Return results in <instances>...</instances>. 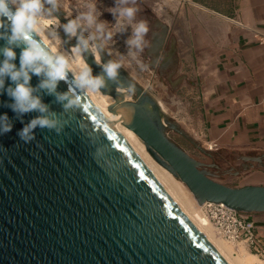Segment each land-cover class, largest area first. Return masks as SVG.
<instances>
[{
  "label": "water",
  "instance_id": "1",
  "mask_svg": "<svg viewBox=\"0 0 264 264\" xmlns=\"http://www.w3.org/2000/svg\"><path fill=\"white\" fill-rule=\"evenodd\" d=\"M54 15L68 23L61 13ZM154 25L159 30L147 49L150 68L159 74L168 69L164 76L169 80L177 70L175 40L165 24L155 20ZM78 36L69 43L71 36L64 33L63 40L76 47ZM33 38L54 55L36 33ZM9 47L19 69L24 45L0 38V62L5 59L2 50ZM96 49V56L90 47L81 56L92 76L105 80L100 92L112 98L109 116L75 86L69 70L54 94L40 87L45 77L30 73L34 96L63 125L59 134L37 128L31 143L22 142L17 132L39 114L18 117L11 110L7 89L15 85L4 78L0 115L6 114L13 127L0 136V264H228L118 133L114 119L139 138L148 155L198 205L221 203L236 212L264 213V185L231 187L217 181L219 175L235 176L240 169L221 171L210 150L166 117L121 68L115 80L109 79L104 65L113 61ZM183 80L185 76H178L173 88ZM129 85L135 88L132 94ZM63 93L79 98V108L65 110L57 100ZM166 131L183 138L210 162L189 156Z\"/></svg>",
  "mask_w": 264,
  "mask_h": 264
},
{
  "label": "crops",
  "instance_id": "2",
  "mask_svg": "<svg viewBox=\"0 0 264 264\" xmlns=\"http://www.w3.org/2000/svg\"><path fill=\"white\" fill-rule=\"evenodd\" d=\"M190 3L183 33L172 34L177 70H196L187 86L200 109L199 143L210 150L221 171L240 169L235 176L219 175L220 183L263 186L264 0ZM251 219L264 251V213Z\"/></svg>",
  "mask_w": 264,
  "mask_h": 264
},
{
  "label": "clouds",
  "instance_id": "3",
  "mask_svg": "<svg viewBox=\"0 0 264 264\" xmlns=\"http://www.w3.org/2000/svg\"><path fill=\"white\" fill-rule=\"evenodd\" d=\"M119 2L127 5L129 0H119ZM47 3L52 6L49 10V15H51L52 11L58 9V0H47ZM131 3L136 4V0H131ZM138 11L137 7L126 6L121 7L118 12L114 9L113 15L132 21ZM42 12V0H0V38H6L10 45L16 44L19 46L21 43L24 45L20 55L19 69L12 63L16 58L12 48L2 50L5 59L0 62V89L4 88V78L7 77L15 85L7 89V94L12 101L9 105L11 110L18 114V117H23V115L30 112L39 114L17 132L19 139L26 144L35 140V130L37 128L47 129L50 132L59 134L63 127L56 114L48 115L47 106L41 102L39 97L34 96V89L30 86V73L45 77L42 79L40 87L46 89L49 94H54L59 81L65 80L67 72L71 68V64L65 56L50 54L45 47L33 38V33L40 31L38 24H53L51 19L41 20ZM81 20L86 21L89 27L94 25L96 32L102 34L106 40H111L113 33L105 31L104 22H97L98 14L94 5L89 8V11L81 13L76 19H71L64 25V31L69 36H78V30L81 32V35L78 36V45L73 48V52L76 54V62L80 67V72L76 76L74 84L77 88L85 89L89 93H98L105 85L104 78L100 76L93 77L91 69L80 58L82 51L89 48V41L95 39V37L89 36L88 39L83 37ZM149 31V23L146 20H139L133 25V38L127 43L130 49L136 50L130 52V55L134 58L145 51L146 37ZM4 33H8V35L5 36ZM92 51L96 52V47L93 46ZM98 58L99 56H97ZM138 64L141 70H146L149 67L143 62L138 61ZM121 67L120 62H109L104 65V72L109 79L115 80ZM128 92L130 94L134 93V86L129 85ZM57 100L63 104L65 110L79 108L80 99L70 98L69 93L57 94ZM12 127L13 125L7 115H0V136L11 132Z\"/></svg>",
  "mask_w": 264,
  "mask_h": 264
},
{
  "label": "rangeland",
  "instance_id": "4",
  "mask_svg": "<svg viewBox=\"0 0 264 264\" xmlns=\"http://www.w3.org/2000/svg\"><path fill=\"white\" fill-rule=\"evenodd\" d=\"M42 3L43 12L41 20L51 19L53 24L44 25L40 23L38 24V28L48 37L53 48L68 59L71 67L74 65V46L66 44L63 40L65 24L59 21L54 14L61 13L62 17L69 21L76 19L81 13H86L94 5L98 14L97 22H104L105 31H111L113 36L111 40H106L102 34L96 32L94 25L89 27L86 21L81 20L83 37L85 39H88L89 36L95 37V39L89 41L91 50L93 46L99 47L113 62H120L122 64L121 69L149 93L160 105L165 116L175 122L187 136L200 144L198 133L201 127L200 109L196 94L187 86L188 80H194L193 75L196 73V70L186 68L176 70L172 77L167 80L164 75L169 70L167 69L163 74H159L157 68H150L151 58L147 55L151 36L159 30L154 25V21L157 20L165 24L169 31H172L169 36H174V33H183L185 20L188 22V12L193 7L190 0H136V4L134 5L131 3V0H129L127 5L121 4L119 0H58V9L52 11L51 15H49V10L52 6L47 3V0H42ZM126 6L137 7L139 9L132 21L127 20V18H121L118 15H113L114 9L118 12L121 7ZM139 20H146L149 23L150 31L146 37L147 45L145 51L134 58L130 55V52H135L136 50L130 49L127 42L133 38V25ZM78 32L81 35L80 30ZM73 37H69L67 41L71 43ZM94 54L96 56V52ZM138 61L147 64L149 67L146 70H141ZM181 75L185 76V80L180 82L176 88H173L171 83ZM130 97L131 95L129 94L126 96V99L130 100ZM165 133L169 140L192 158L205 163L210 162L209 158L199 153L177 134L171 131H166ZM213 161L215 162V159ZM227 161L231 163L232 160ZM174 179L178 181L176 178ZM216 235L219 236L217 233ZM234 246L236 247L235 244Z\"/></svg>",
  "mask_w": 264,
  "mask_h": 264
},
{
  "label": "bare ground",
  "instance_id": "5",
  "mask_svg": "<svg viewBox=\"0 0 264 264\" xmlns=\"http://www.w3.org/2000/svg\"><path fill=\"white\" fill-rule=\"evenodd\" d=\"M35 33L47 46V48H49L52 53L54 52V55H61L57 50H55V48H53L51 41L42 31ZM45 41H47V43H45ZM73 54L74 65L69 70L76 78L80 72V67L76 62V54ZM80 58L82 59L81 54ZM85 91L89 97L102 109V111L107 116H109L108 107L112 104V98L102 94L101 92L89 93L87 90ZM113 125L118 133L134 150L137 156L177 202V204L181 207V209L185 212L197 229L207 238V240L214 246V248L228 264H264V261L259 259L258 256L250 253L242 243H231L223 239L206 218L202 210V205H198L187 189L179 181H176L166 170L157 165V163L151 159V157L145 151L144 145L139 140V138L116 119H114ZM215 232L219 236H217Z\"/></svg>",
  "mask_w": 264,
  "mask_h": 264
},
{
  "label": "built area",
  "instance_id": "6",
  "mask_svg": "<svg viewBox=\"0 0 264 264\" xmlns=\"http://www.w3.org/2000/svg\"><path fill=\"white\" fill-rule=\"evenodd\" d=\"M202 210L223 239L231 243H242L250 253L264 256L250 214L236 212L221 203H203Z\"/></svg>",
  "mask_w": 264,
  "mask_h": 264
}]
</instances>
